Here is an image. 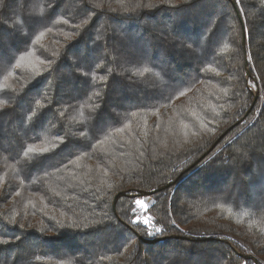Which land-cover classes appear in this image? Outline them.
Wrapping results in <instances>:
<instances>
[{
  "label": "trees",
  "instance_id": "1",
  "mask_svg": "<svg viewBox=\"0 0 264 264\" xmlns=\"http://www.w3.org/2000/svg\"><path fill=\"white\" fill-rule=\"evenodd\" d=\"M0 264H264V0H2Z\"/></svg>",
  "mask_w": 264,
  "mask_h": 264
},
{
  "label": "rangeland",
  "instance_id": "2",
  "mask_svg": "<svg viewBox=\"0 0 264 264\" xmlns=\"http://www.w3.org/2000/svg\"><path fill=\"white\" fill-rule=\"evenodd\" d=\"M143 202V201H142ZM149 204V201H147V203L145 202H143L142 204H140L139 205V207L141 208V210H142V213H144L145 211V209H146V206Z\"/></svg>",
  "mask_w": 264,
  "mask_h": 264
},
{
  "label": "snow or ice",
  "instance_id": "3",
  "mask_svg": "<svg viewBox=\"0 0 264 264\" xmlns=\"http://www.w3.org/2000/svg\"><path fill=\"white\" fill-rule=\"evenodd\" d=\"M0 2H2V0H0ZM138 204H142L143 202L142 201H137Z\"/></svg>",
  "mask_w": 264,
  "mask_h": 264
}]
</instances>
